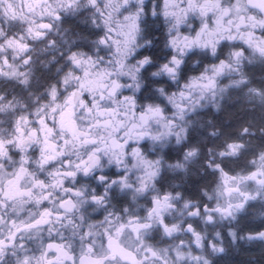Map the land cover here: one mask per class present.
<instances>
[{
    "label": "clouds",
    "instance_id": "clouds-1",
    "mask_svg": "<svg viewBox=\"0 0 264 264\" xmlns=\"http://www.w3.org/2000/svg\"><path fill=\"white\" fill-rule=\"evenodd\" d=\"M0 264H264V0H0Z\"/></svg>",
    "mask_w": 264,
    "mask_h": 264
}]
</instances>
